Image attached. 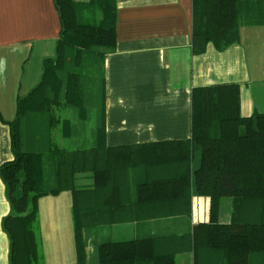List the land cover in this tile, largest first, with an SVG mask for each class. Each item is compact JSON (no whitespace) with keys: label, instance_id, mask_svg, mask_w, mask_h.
Returning a JSON list of instances; mask_svg holds the SVG:
<instances>
[{"label":"trees","instance_id":"trees-1","mask_svg":"<svg viewBox=\"0 0 264 264\" xmlns=\"http://www.w3.org/2000/svg\"><path fill=\"white\" fill-rule=\"evenodd\" d=\"M54 55L38 82L16 99L12 159L0 165L10 210L2 218L9 264H42L38 200L68 190L75 264H264V112L240 115L239 86L192 90L191 136L140 145L104 144L103 60L115 48L116 0H53ZM241 23L264 24V0H192L191 49L239 42ZM62 139L80 140L74 149ZM210 198L209 221L191 224L192 196ZM231 220H217L220 199ZM150 222L113 241L119 222ZM90 248V249H89Z\"/></svg>","mask_w":264,"mask_h":264},{"label":"crops","instance_id":"crops-1","mask_svg":"<svg viewBox=\"0 0 264 264\" xmlns=\"http://www.w3.org/2000/svg\"><path fill=\"white\" fill-rule=\"evenodd\" d=\"M191 24L192 0H116L115 48L103 60L106 146L190 139L191 96L198 87L238 84L240 115L264 112L256 100H264V24L241 23L239 42L221 51L208 43L200 54L191 49ZM59 29L53 0H0V117L5 121L14 118L17 97L38 82L42 59L54 55ZM12 157L9 128L0 119V165ZM231 204L228 196L220 199L218 222H230ZM9 210L0 178V264H9V240L1 225ZM209 216L210 198L192 196L190 223L208 222ZM146 224L119 222L106 234L113 241L129 240ZM37 226L42 264H75L70 191L39 198ZM175 264H193L192 252L176 253Z\"/></svg>","mask_w":264,"mask_h":264},{"label":"rangeland","instance_id":"rangeland-1","mask_svg":"<svg viewBox=\"0 0 264 264\" xmlns=\"http://www.w3.org/2000/svg\"><path fill=\"white\" fill-rule=\"evenodd\" d=\"M256 100H258L257 104L260 105L259 111H264L262 107L264 105V100H262L260 97L257 98ZM55 139L62 148H66V149H74L78 147V145L80 144V140H69V139L65 140L60 138L58 135H55Z\"/></svg>","mask_w":264,"mask_h":264}]
</instances>
